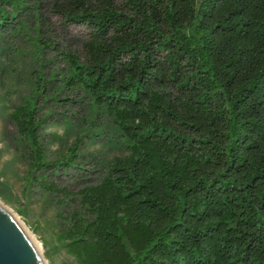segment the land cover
<instances>
[{
    "label": "trees",
    "instance_id": "obj_1",
    "mask_svg": "<svg viewBox=\"0 0 264 264\" xmlns=\"http://www.w3.org/2000/svg\"><path fill=\"white\" fill-rule=\"evenodd\" d=\"M50 11L87 29L66 84L126 151L72 194L46 169L69 165L78 142L48 161L37 91L10 114L35 182L76 198L67 252L78 264H264V0H51ZM16 17L0 9V26Z\"/></svg>",
    "mask_w": 264,
    "mask_h": 264
},
{
    "label": "rangeland",
    "instance_id": "obj_2",
    "mask_svg": "<svg viewBox=\"0 0 264 264\" xmlns=\"http://www.w3.org/2000/svg\"><path fill=\"white\" fill-rule=\"evenodd\" d=\"M0 0V9L17 13L0 26V204L21 223L47 264H78L65 247L74 196L66 201L35 180L17 148L13 109L37 91L36 108L44 118L42 143L49 162H62L78 142L69 165L46 169L49 180L70 193L96 183L107 164L126 153L107 117L92 108L86 93L71 84L67 54L81 56L87 29L65 25L50 11L51 0ZM39 30V32H38ZM71 198L73 200H71Z\"/></svg>",
    "mask_w": 264,
    "mask_h": 264
},
{
    "label": "water",
    "instance_id": "obj_3",
    "mask_svg": "<svg viewBox=\"0 0 264 264\" xmlns=\"http://www.w3.org/2000/svg\"><path fill=\"white\" fill-rule=\"evenodd\" d=\"M0 264H47L32 238L1 204Z\"/></svg>",
    "mask_w": 264,
    "mask_h": 264
},
{
    "label": "bare ground",
    "instance_id": "obj_4",
    "mask_svg": "<svg viewBox=\"0 0 264 264\" xmlns=\"http://www.w3.org/2000/svg\"><path fill=\"white\" fill-rule=\"evenodd\" d=\"M4 207V206H3ZM14 216V215H13ZM17 220V219H16ZM18 221V220H17ZM19 222V221H18ZM20 223V222H19ZM21 224V223H20ZM22 226V225H21ZM23 227V226H22ZM24 228V227H23ZM25 230V229H24ZM26 231V230H25ZM26 233L28 234V232L26 231ZM29 235V234H28ZM30 236V235H29ZM33 240V239H32ZM34 241V240H33ZM35 243V242H34ZM36 244V243H35ZM36 246H37V248H38V250L40 251V249H39V247H38V245L36 244ZM41 252V251H40Z\"/></svg>",
    "mask_w": 264,
    "mask_h": 264
}]
</instances>
